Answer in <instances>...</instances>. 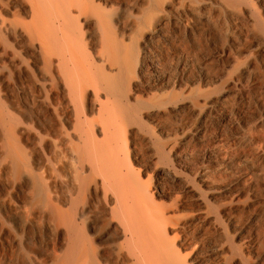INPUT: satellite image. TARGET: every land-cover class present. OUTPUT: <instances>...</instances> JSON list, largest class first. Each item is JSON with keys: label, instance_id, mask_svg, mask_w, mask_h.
<instances>
[{"label": "bare ground", "instance_id": "obj_1", "mask_svg": "<svg viewBox=\"0 0 264 264\" xmlns=\"http://www.w3.org/2000/svg\"><path fill=\"white\" fill-rule=\"evenodd\" d=\"M256 81L264 0H0V264H264ZM246 151L259 197L207 171Z\"/></svg>", "mask_w": 264, "mask_h": 264}, {"label": "rangeland", "instance_id": "obj_2", "mask_svg": "<svg viewBox=\"0 0 264 264\" xmlns=\"http://www.w3.org/2000/svg\"><path fill=\"white\" fill-rule=\"evenodd\" d=\"M208 53H206V52H200L199 53V55H198V57H199V60L198 61H195V63L197 64V62H198V64H197V66H200V67H202V69H204L208 74H210V75H216V74H220L221 73V69H222V66H221V64L219 63V61L216 59V58H211V59H209L208 61H201L200 60V58L201 57H204V56H206ZM210 55H213L212 53L210 54ZM210 55L209 56H207V57H210ZM226 76V75H225ZM225 78H227V76L225 77ZM256 83H257V81H256ZM260 84H258L257 83V85L255 84V87H254V89H247V92H246V97L244 98V99H241V100H239L238 102H237V104H234L233 105V108H241V109H243L244 111H246L247 113H248V115H250V112H255L256 110H257V107H258V105H257V102H256V100H261L262 101V103L264 104V85L263 84H261L260 86H259ZM263 85V86H262ZM260 88V89H259ZM216 90L218 89V88H215ZM215 89H213L214 91H215ZM250 91V92H249ZM249 92V93H248ZM248 93V94H247ZM260 101V102H261ZM256 102V103H255ZM210 120V121H209ZM208 120V125L210 126V127H215V124H216V122L212 119V118H210ZM168 124H169V122L171 123L172 122V124H173V121L172 120H167L166 121ZM222 133L224 134L223 135V138H230V135H231V131H230V129L227 127V126H225V128L222 130ZM208 136H210V135H208V134H206V136H205V141L207 142V140H208ZM202 142L203 144H200L199 146L197 145L196 147H194V149L193 148H190L189 149V151L187 150H184L182 153H181V156H182V158L184 159V160H186V162L188 163V164H190V166L191 167H193V169H196V170H198V169H200L201 168V163H202V155L204 154V152L203 151H205L207 148H208V145H207V143L206 142ZM191 150V151H190ZM184 152H185V154H184ZM237 153V151L235 150L234 152H232L233 154L231 155L232 157H234V158H236L235 157V155H236V153ZM245 154L248 156V163H245V162H239L238 164H237V162L236 163H234L235 161H236V159L235 160H233L232 162H228V163H224L223 165H225V169L224 168H222V167H224V166H222L221 168H219V167H217V168H219V169H216V165L217 164H213V167H212V164H211V167H209L208 169H207V171H209L210 173H213V174H211L212 176H217V177H215V179L217 180L218 179V177H219V179L217 180L218 182L220 181L221 182V184H223L224 186H226V187H229L230 189H232L233 187H236V188H242V189H244V191L245 192H247L248 191V189L250 190V188L252 189V190H255V191H257V189L259 190V188H260V191H258L257 193L255 192V191H253V193L256 195V196H260V194H262V190L261 189H263V181H262V179L260 180L259 178H261L262 176V178H264V174L262 175V173H260V172H262L261 170H260V168H261V165H260V168L257 166L258 164V161H257V159H256V156H253L251 153H249L248 154V151H246L245 152ZM184 155H185V157H184ZM230 156V157H231ZM169 157H168V154H167V163H166V159L163 161V164L164 165H168V164H170L171 162L170 161H168L169 159H168ZM201 159V160H200ZM219 160V159H218ZM217 160V161H218ZM251 161V162H250ZM250 162V163H249ZM233 163V164H232ZM227 165V166H226ZM254 167L253 168V170H255V173L254 174H248L247 176H242V174H243V172H245V173H250V171H249V169H250V167ZM256 167H258V168H256ZM216 170H215V169ZM224 169V170H223ZM260 171H259V170ZM217 170H219L220 171V173H219V171H217ZM221 170H223V171H221ZM257 170V171H256ZM264 170V169H263ZM219 173V174H217V172ZM243 171V172H242ZM247 171V172H246ZM222 172V173H221ZM257 172V173H256ZM264 172V171H263ZM259 173V174H258ZM217 174V175H216ZM260 175H262V176H260ZM255 176V177H254ZM259 176V177H258ZM238 177V178H237ZM249 179H251V181L249 180ZM260 180V182H258ZM262 181V182H261ZM256 183V184H255ZM258 183V184H257ZM262 184V185H261ZM259 185V186H258ZM261 185V186H260ZM255 186V187H254ZM258 186V187H257ZM262 187V188H261ZM255 188V189H254ZM258 196V197H259ZM260 198L258 199V201L254 204V207H256L255 208V210H254V207L253 206H251V209H244V210H242V204L244 205V203H247L248 202V200H247V197L246 196H243L241 199H240V201H242V203L241 202H239L238 204L240 205V206H242V207H240L239 205H237V206H239V207H236L237 209H239V211H238V213H237V220L239 221V220H241V223H240V221L238 222L239 224H244V226H246L245 228H246V231H247V229L249 230V229H251L252 227L254 228L255 227V229H256V227H258V223L259 224H261V222H262V217L264 218V215H263V211H264V204H263V202L260 200ZM247 201V202H246ZM262 204V205H261ZM258 205H260V206H258ZM253 207V208H252ZM259 207V208H258ZM262 209H263V211H262ZM243 211V212H242ZM256 211V213L258 212V216H256V219H254L251 223L250 222H248V218L251 216V214H253L252 212H255ZM261 211V212H260ZM240 212H242V213H240ZM262 213V214H261ZM259 215H261V216H259ZM258 217H259V219H258ZM260 218L262 219L261 221H260ZM246 221V222H245ZM253 223V225H251ZM256 223H257V226H256ZM246 224V225H245ZM249 224V225H248ZM255 225V226H254ZM251 228H250V227ZM249 227V228H248ZM246 261H243V264H246L245 263Z\"/></svg>", "mask_w": 264, "mask_h": 264}]
</instances>
